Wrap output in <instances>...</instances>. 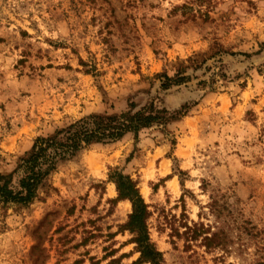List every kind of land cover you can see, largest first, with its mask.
I'll return each instance as SVG.
<instances>
[{
	"label": "rangeland",
	"instance_id": "374dc122",
	"mask_svg": "<svg viewBox=\"0 0 264 264\" xmlns=\"http://www.w3.org/2000/svg\"><path fill=\"white\" fill-rule=\"evenodd\" d=\"M180 70L163 90L158 75ZM151 104L175 117L0 209V264H149L116 171L137 183L162 264H264V0H0V173L38 137Z\"/></svg>",
	"mask_w": 264,
	"mask_h": 264
},
{
	"label": "trees",
	"instance_id": "16d2710c",
	"mask_svg": "<svg viewBox=\"0 0 264 264\" xmlns=\"http://www.w3.org/2000/svg\"><path fill=\"white\" fill-rule=\"evenodd\" d=\"M161 88L167 90L186 82L184 70L174 76L164 72L158 75ZM131 105L127 112L119 115L92 114L68 126L58 129L50 136L35 139L30 151L19 159L12 173H0V209H23L37 198L40 188L56 172L58 165L76 157L93 145H107L120 141L127 134L138 137L140 131L158 123H166L169 118L164 109L153 104L139 111ZM184 110V109H183ZM183 117L186 112H178ZM114 180L119 198L132 203L133 212L125 228L134 235L133 242L140 252V261L149 264H162L163 256L151 241L148 227L150 213L138 190L137 183L130 176L114 172Z\"/></svg>",
	"mask_w": 264,
	"mask_h": 264
}]
</instances>
